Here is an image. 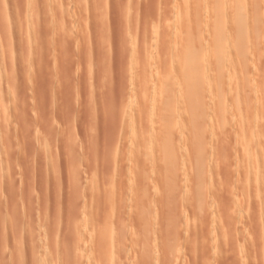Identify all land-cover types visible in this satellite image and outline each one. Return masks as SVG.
Listing matches in <instances>:
<instances>
[{"label": "rangeland", "instance_id": "rangeland-1", "mask_svg": "<svg viewBox=\"0 0 264 264\" xmlns=\"http://www.w3.org/2000/svg\"><path fill=\"white\" fill-rule=\"evenodd\" d=\"M228 1H223L227 9L232 4ZM243 1L249 10L256 7L261 12L258 24L262 31L247 38L246 56L223 46L227 55L222 70L226 79L223 98L231 100V93L236 92L249 105V112L235 114L229 105L226 115L232 123L228 130L218 122L223 112L217 115L214 108L208 110L215 103L213 96H207L206 124L199 128L197 137L192 133L200 145L196 151L192 138L188 139L194 130L190 124L193 114L187 113V103L177 97L170 111L175 109L176 113L168 114L169 120L164 121L169 123L171 118L168 128L173 133L165 147L167 151L174 149L165 157L161 148L138 150L130 127L133 114L143 103L146 107L161 104L157 99L151 101L154 75L141 74L148 66L146 61H154L151 68L161 64L160 72L178 66L179 53L174 48L183 35L178 18L181 0H0V264H241L243 260L246 264H264L262 136L243 146L253 147L259 156L260 182L255 184L253 176H246L249 178H241V184L234 178L228 181L227 176V164L235 167L240 161L232 150L233 119L239 121L241 130L249 126L264 131V0ZM202 2L190 6L215 5L214 0ZM251 17L248 23L227 24L223 34L249 24ZM190 26L195 40L205 39L196 45L197 50L211 59L213 50L206 37L209 25L201 21ZM137 49L142 53L139 50L135 57ZM236 74L238 78H233ZM209 75L208 79V74L206 78L197 76L210 86L206 90L216 82L215 75ZM240 77L243 82L237 80ZM181 83L175 84L176 91L182 89ZM128 99H133L132 104ZM146 121L143 116L135 119L139 127L143 123V133L150 128ZM163 130L154 127L156 134ZM201 184L208 185H202L206 194L202 198L198 193L201 188L197 191ZM250 186L261 192L254 195L248 190L247 196ZM115 188L120 196L118 192L117 196L111 194ZM244 191L247 211L233 217V204L242 199ZM145 193L148 205L140 201ZM137 203L141 204L140 211ZM142 210L146 213L140 217Z\"/></svg>", "mask_w": 264, "mask_h": 264}, {"label": "bare ground", "instance_id": "bare-ground-1", "mask_svg": "<svg viewBox=\"0 0 264 264\" xmlns=\"http://www.w3.org/2000/svg\"><path fill=\"white\" fill-rule=\"evenodd\" d=\"M167 0H165V2H166ZM182 1V5H181V13H180V17H178V18H180V24L182 25V27H183V35H181L180 36V40H179V42L177 41V46L176 45H174V46H176L175 48H174V51H178V53H179V55H177L178 57H177V63H178V66H176V70H175V68L172 70V71H164V72H160V70H159V68H161V64L159 65H156L155 66V63H154V66L156 67H154V68H151L150 67V65H152L153 66V62L154 61H152L151 60V64L149 63L150 61H146L147 62V64H148V66H147V64H145V66H144V68L147 66V67H149V70H150V75H149V73H148V69H147V67L145 68V69H147L148 71L146 72V70L144 69L142 72H141V74L143 75V76H146L147 74H148V76H150L151 77V75L153 76V77H151V79H152V89H151V91H152V96H151V101H155L156 99L157 100H159L160 101V103L161 104H159L158 106H156L155 107V104L153 105V107H146V105L147 104H142V107L141 106H139V108H137V110H136V115H135V113H134V111L132 112V113H134L132 116L134 117V122L133 123H136V125H137V127H138V129H137V127L135 126H132V122L131 121H133L132 119H129V120H131L130 122L132 123H130L131 124V129H130V131L132 130V133L133 134H131V135H133V137H131V138H133V140H134V142H133V144H136V146H138V150H142V152L144 151H151V150H153V148H157V149H160L161 148V150L162 149H164V150H162L163 151V153H164V151H165V153L163 154V156L165 155V154H167V153H169L170 151H173L172 149H169V147H168V151H167V149H166V147H165V143H166V141H167V139L169 138L170 139V137H172V135H173V133H172V130H170L168 127L170 126L169 124H170V121H171V118H170V121H169V123L167 122V123H164V121L165 120H167L168 118H166V117H168L169 115L168 114H173V112H174V110L172 109V112L170 113V111H171V107L173 106V104H175L176 102H175V100H176V98L178 97V99L180 98V100L182 99L183 100V103L185 104V103H187V105H186V108L188 109V112H187V109H185L186 110V112L187 113H191V114H189V115H191L192 116V114H193V116H192V118L191 117H189V118H191V119H193V122L192 123H190V124H192V128L191 129H194L193 131L191 130V132H190V135H192V137L190 136L188 139L190 140L191 138V142H192V144L195 146V147H197V149L198 150H196V151H200V145L197 143V138H195V137H197L198 135V133L197 132H199L198 130H200L201 129V126H203V125H205L206 124V122H204V118H206V116L204 115V114H206L207 113V110H206V105L207 104H205L204 102V100L206 99V97L208 96V98L210 97V96H213V98L215 99V102H214V99H213V103L212 104H214L215 105V107H213V105H212V109H210L209 107V109L208 110H213V108H214V110H215V112H216V114L218 115V113L219 114H221L222 112H223V121L221 122V121H218V122H220V123H222L223 124V126L226 128L228 125H229V123H232V121L230 122L229 121V119H230V117L228 118V109L230 108L229 107V105L231 106L232 105V108H231V110H233L234 111V113L236 112V111H242V112H246L247 110V108H248V106L246 105V101L244 102V101H242L241 99H242V97L241 96H238L237 95V93L236 92H233V93H231V94H234V97H233V95L231 96V97H233V99L230 97V99L231 100H228V98L226 97V98H223L224 97V95H223V85L225 84H223V81H224V79H223V75H222V70H223V63L226 61L225 60V57L227 56H224V52L223 51H225L224 49H225V47L226 46H228L229 48L230 47H232V53H233V51L236 53V55H245L246 56V54L248 55V51H249V46L246 44V42H248V41H246V40H248L247 38L248 37H250V36H252V33L254 34L253 36H258V35H260V33H261V31H262V29H261V27H260V24H258V22H259V18H261L262 16H261V12L259 11V9L258 8H256V7H254L253 8V10L251 11V10H249V8H248V5L247 4H245V2L243 1V0H232V4L230 3V5H231V7L229 8V9H227V8H225L224 6H223V1L224 0H214V2H215V5L213 6H211V8H206V7H203V6H195V7H191L190 6V4L191 3H195V2H202L203 0H181ZM209 1V0H208ZM228 1V0H227ZM43 2H44V0H43ZM229 2V1H228ZM227 2V3H228ZM203 3V2H202ZM205 3V2H204ZM200 4V3H199ZM207 4H208V2H207ZM191 5H193V4H191ZM205 5V4H204ZM96 8V7H95ZM67 9V8H66ZM68 11V10H67ZM66 13V12H65ZM66 15V14H65ZM67 16V15H66ZM253 17V19H251V21H250V23L249 24H246V23H248V19L250 18V17ZM177 17V16H176ZM251 17V18H252ZM57 18V17H56ZM250 20V19H249ZM253 20V21H252ZM178 21V22H179ZM201 21H203V22H205L206 24H208L209 25V29H207V31H206V34H207V39H208V42H209V45H210V47H211V49L213 50V54H212V56H211V59H210V57L209 58H204V57H202V55H201V53L197 50V48H196V45L197 44H201V43H203V41L205 40V39H202V38H200V39H197V40H195L196 38L194 37L195 35L193 34V32H192V28H191V24H193V25H197V23H199V22H201ZM246 22L245 23V25H243L242 27H239V28H231L230 30H229V32H227L226 33V35H224L223 34V30L224 29H226L225 27H227V24H229L231 27H232V24H233V26L234 25H236L237 23L238 24H240V23H242V22ZM252 22V23H251ZM134 23V22H133ZM179 24V23H178ZM237 24V25H238ZM98 25V24H97ZM153 26V25H152ZM179 27V26H178ZM182 29V28H181ZM181 29H179V31H181ZM178 31V32H179ZM251 31V32H250ZM182 32V31H181ZM200 33H203V32H200ZM248 33H250L249 34V36H248ZM182 34V33H181ZM97 35V34H96ZM185 35V36H184ZM184 36V37H183ZM224 36V37H223ZM227 36V38H229V40L228 41H230V42H228L227 43V45L226 44H224L225 42H223V41H226V39H225V37ZM179 37V36H178ZM177 37V38H178ZM183 37V38H182ZM97 38V37H96ZM223 38H224V40H223ZM164 39V38H163ZM166 39V38H165ZM97 40V39H96ZM207 41V40H206ZM129 43V42H128ZM231 45V46H230ZM223 46H225L224 48H223ZM82 47V46H81ZM85 47V46H84ZM93 47V46H92ZM129 47V46H128ZM140 48V47H139ZM169 49V48H168ZM227 49V48H226ZM138 51L140 50V49H137ZM141 51V50H140ZM140 51L139 52H133L134 53V55H135V57H137V54L139 53V55H140ZM169 52L171 51V50H168ZM251 51V50H250ZM141 53H142V51H141ZM225 53H227V52H225ZM251 54V53H250ZM138 55V56H139ZM238 56H236V57H238ZM229 57V56H228ZM242 57H244V56H242ZM232 58H234L233 57V55H232ZM151 59V58H150ZM242 59V58H241ZM139 60H140V58H139ZM138 60V61H139ZM146 60V59H145ZM157 60H158V58H157ZM160 60V59H159ZM164 60V59H163ZM234 60H236V59H234ZM158 62V61H157ZM156 62V63H157ZM168 62H169V60H168ZM239 62V61H238ZM167 64V63H166ZM140 66V65H139ZM165 67V66H164ZM133 68V67H132ZM153 69H155L154 70V72H153ZM225 70V69H224ZM240 70V69H239ZM152 71V72H151ZM163 71V70H162ZM241 71V70H240ZM243 71V70H242ZM137 72H138V69H137ZM208 72V73H207ZM232 72V71H231ZM238 72V71H237ZM147 73V74H146ZM151 73H154V74H151ZM209 73L210 74H212V76L213 75H215V78H216V82L214 83V85H213V88H210V89H208V90H206L207 88H209L210 86H205V84L204 83H202L200 80H199V78L197 77V76H200V75H202L203 76V78H204V75H205V78H206V74H208V76H207V79L210 77V75H209ZM239 73V72H238ZM225 74V73H224ZM241 74V73H240ZM138 75V74H137ZM238 75L239 74H236V75H234L233 76V78H235V76H237V78H238ZM142 76V77H143ZM177 76H178V78L181 80V81H183V83H181V81L177 78ZM138 77V76H137ZM140 77V76H139ZM147 77V76H146ZM145 77V78H146ZM242 77V76H241ZM240 77V78H241ZM179 80H177V79ZM226 78H227V76H226ZM245 78H247V76L244 74L243 75V79H245ZM150 79V80H151ZM229 79V78H228ZM227 79V82L228 81H230V80H228ZM249 79V78H248ZM254 79V78H253ZM177 80V81H176ZM202 80V79H201ZM231 80H233V79H231ZM237 80H241L242 81V78L241 79H237ZM245 80H247V79H245ZM225 81H226V79H225ZM224 81V82H225ZM244 81V80H243ZM242 81V82H243ZM249 80H247L246 82H248ZM251 81V80H250ZM177 82H179V83H181V85L183 84V87L181 86V88L182 89H180V87L178 88V91H176V87H174L175 86V84H177ZM204 82V81H203ZM245 82V83H246ZM187 85V86H185V84ZM228 83H231V82H228ZM233 83H235L234 81H233ZM237 83V82H236ZM146 84V83H145ZM240 84V86H241V83H239ZM243 84V83H242ZM248 85V84H247ZM246 85V86H247ZM233 86V85H232ZM174 87V88H173ZM211 87H212V85H211ZM231 87V86H230ZM242 87H243V85H242ZM245 87V86H244ZM234 88H235V86H234ZM237 88V87H236ZM130 89V88H129ZM167 89H169L170 91H168ZM243 89V88H242ZM226 90V89H225ZM228 90V89H227ZM231 90V89H230ZM237 90V89H236ZM142 91V90H141ZM133 92V91H132ZM167 92H171V95L170 96H168V93ZM232 92V91H231ZM241 93V92H240ZM239 93V94H240ZM144 94V96L146 95V92H142V95ZM150 94V95H151ZM210 94V95H209ZM214 94V95H213ZM254 94V93H253ZM135 95V94H134ZM133 95V96H134ZM138 95V94H137ZM137 95H136V97H137ZM242 95V94H241ZM120 96V95H119ZM140 96V95H139ZM131 95H130V99H131ZM239 97H241V99L239 98ZM259 97V96H258ZM133 98V97H132ZM139 98V97H138ZM148 98V96H146L144 99H147ZM210 98H212V97H210ZM135 99V98H134ZM140 99V98H139ZM138 99V100H139ZM246 99V98H245ZM127 100V99H126ZM129 100V99H128ZM133 100V99H132ZM132 100H129L130 101V104H132L131 103V101ZM136 100H137V98H136ZM137 100V103H140L139 101ZM142 100V99H141ZM156 100V101H157ZM181 100V101H182ZM247 100V99H246ZM155 101V102H156ZM229 101H231L230 103H229ZM135 102V101H134ZM178 102V101H177ZM114 104H115V102H114ZM136 104V103H135ZM181 104V103H180ZM251 105V104H250ZM260 105H263V104H260ZM144 106V107H143ZM190 106V107H189ZM209 106V105H208ZM169 107H170V109H169ZM242 107H243V109H242ZM261 107V106H260ZM173 108V107H172ZM234 108V109H233ZM262 108V107H261ZM261 108H259V109H261ZM250 109V108H249ZM230 110V111H231ZM189 111H191V112H189ZM232 111V112H233ZM263 111V110H262ZM178 112V111H177ZM184 113H186L185 111H183ZM209 112V111H208ZM215 112H214V115H215ZM249 112V111H248ZM248 112H246V113H248ZM174 113H176V111L174 112ZM179 113V112H178ZM212 113H213V111H212ZM211 113V114H212ZM231 113V112H230ZM233 113V115H235ZM126 114V113H125ZM208 114L209 113H207L206 115L208 116ZM228 116H227V115ZM243 114V113H242ZM250 114V113H249ZM248 114V115H249ZM262 114V113H261ZM174 115V114H173ZM245 115V114H244ZM247 115V116H248ZM135 116L137 117V118H135ZM142 116L143 117H146V119H148V123H147V121H146V124L148 125V127L150 126V128L148 129L149 131L147 132V133H143L142 132V130H144V129H142V128H144L142 125H143V123H142V125L139 127L138 126V124L140 125V123H138L137 124V122H135V119H139V118H141L142 119ZM188 116V115H187ZM205 116V117H204ZM230 116H232V113H231V115ZM262 116V115H261ZM125 117V116H124ZM148 117V118H147ZM170 117V116H169ZM235 117V116H234ZM245 118H246V116H244ZM190 119V121H192ZM241 119V118H240ZM242 119H244V118H242ZM125 120H127V119H125ZM169 120V119H168ZM264 120V119H263ZM137 121V120H136ZM140 121V120H139ZM206 121V120H205ZM233 121H235L234 123H235V125H233L234 127L236 126V128L234 129L235 130V132H234V135H232V136H235V141L232 143V144H234L233 145V148H232V150L233 151H235L234 153H235V159H238L239 157H240V161L238 162V164L234 167V166H232L231 165V167L229 166L228 167V164H227V168H228V177H229V179H228V181H231L233 178V180L235 181L236 180V182L238 183L239 181H240V179L241 178H243V177H245L246 179L247 178H249L250 176H253V178H254V183L256 184V183H259L260 182V180H258V179H261V174H262V169H261V167H260V165L258 166L257 165V163H258V161H259V156L258 155H256L255 154V151H254V148L252 147H250L249 149H245L244 147V145H247V144H250L251 142H253V141H256L257 140V138H259L260 137V139H263L264 138V134H261L262 132H264V131H261V128H259V127H257V129L256 128H252V127H250L249 128V126L247 127V130H241V127L239 126V121H237V119H233ZM242 121V120H241ZM245 121V120H244ZM243 121V122H244ZM253 121V120H252ZM143 122V121H142ZM166 122V121H165ZM237 122V123H236ZM118 123V122H117ZM125 123V122H124ZM242 123V122H241ZM128 124V123H127ZM167 124H168V126H167ZM243 124V123H242ZM253 124V123H252ZM134 125V124H133ZM156 125H158V126H160V128L161 129H164L163 131H160V132H158V134H156L155 133V131H154V127L156 128ZM254 125V124H253ZM128 125H126V127H127ZM145 127H146V125H144ZM200 126V127H199ZM217 126V125H216ZM242 126V125H241ZM244 126H245V123H244ZM124 127V126H123ZM147 127V128H148ZM191 127V126H190ZM198 127V128H197ZM229 127V126H228ZM231 127V126H230ZM233 127V128H234ZM119 128V127H118ZM200 128V129H199ZM122 129V128H121ZM157 129H159V128H157ZM196 129V130H195ZM221 129V128H220ZM224 129V128H223ZM226 129H230V128H226ZM226 129L224 130L225 132H226ZM258 129L260 130V132L258 131ZM189 130H190V128H189ZM257 130V131H256ZM262 130H264V129H262ZM127 132H129V131H127ZM174 132V131H173ZM232 132V131H231ZM194 134V136H193V134ZM228 133V132H227ZM258 133H260V134H258ZM131 135H129V136H131ZM260 135V136H259ZM188 136V135H187ZM261 136L263 137V138H261ZM184 137V136H183ZM228 137H230V136H228ZM230 138H232V137H230ZM168 139V140H169ZM179 139V138H178ZM183 139V138H182ZM199 139V138H198ZM260 139H258V141L260 140ZM130 140V139H129ZM186 140H187V138H186ZM182 141V140H181ZM130 142H131V140H130ZM180 142V141H179ZM186 142V141H185ZM188 142V141H187ZM210 142V141H209ZM183 143V142H182ZM181 143V144H182ZM204 143V142H203ZM211 143V142H210ZM209 143V144H210ZM231 143V142H230ZM247 143V144H246ZM132 144V145H133ZM207 144V143H206ZM263 144H264V142H263ZM184 145V144H183ZM187 145V144H186ZM178 146H179V144H178ZM181 146V145H180ZM185 146V145H184ZM183 146V147H184ZM207 146V145H206ZM244 146V147H243ZM133 147V146H132ZM164 147V148H163ZM190 147H191V143H190ZM124 148V147H123ZM174 148H176V147H174ZM179 148V147H178ZM192 148V147H191ZM263 148V147H262ZM126 149V148H125ZM145 149H147V150H145ZM206 149V148H205ZM225 149V148H224ZM202 150V149H201ZM136 151V150H135ZM176 151V150H175ZM179 151H180V149H179ZM207 151V150H206ZM132 152V151H131ZM130 152V153H131ZM159 152V151H158ZM202 154V153H201ZM218 154V153H217ZM228 154H230V153H228ZM132 155V154H131ZM161 155V154H160ZM167 155H165V157H166ZM169 156V155H168ZM195 156H196V154H195ZM200 157V156H199ZM228 157V156H227ZM232 157V156H231ZM234 158V157H233ZM228 159V158H227ZM229 160H231V159H229ZM240 162H243L242 163V166H241V164H240V166H239V163ZM126 163V162H125ZM125 163H124V165H125ZM245 163V164H244ZM260 164V163H259ZM118 168V167H117ZM106 169V168H105ZM139 169V168H138ZM137 169V170H138ZM142 170L144 169V168H141ZM46 171V170H45ZM117 171V170H116ZM110 172V171H109ZM142 172V171H141ZM132 173H134V172H132ZM138 173V172H137ZM136 173V174H137ZM144 173H146V171L144 172ZM121 174V173H120ZM226 174V173H225ZM46 175V174H45ZM107 175V174H106ZM264 175V174H263ZM120 176V175H119ZM123 176V175H122ZM136 176V175H135ZM144 176V175H143ZM246 176H249V177H246ZM108 177H109V175H108ZM137 177H138V174H137ZM258 177H260V178H258ZM110 178H111V176H110ZM141 178H143V177H141ZM145 178V177H144ZM231 178V179H230ZM258 178V179H257ZM47 179V178H46ZM136 179V178H135ZM134 179V180H135ZM138 179V178H137ZM250 179H251V177H250ZM243 180V179H242ZM241 180V181H242ZM138 181V180H137ZM224 181V180H223ZM226 181V180H225ZM233 181V182H234ZM245 181V180H244ZM251 181V180H250ZM259 181V182H258ZM263 181V180H262ZM113 182V181H112ZM136 182V181H135ZM204 181H202L201 183H203ZM232 182V181H231ZM235 182V183H236ZM249 182V181H248ZM247 182V184H249ZM119 183V182H118ZM138 183H140V182H138ZM225 183V182H224ZM239 183H243V182H239ZM245 183V182H244ZM252 183V182H251ZM262 183V182H261ZM231 184V183H230ZM241 184H237L238 186H240V188H243L242 187V185ZM128 185V184H127ZM136 185V184H135ZM138 185V184H137ZM202 185L203 184H201L200 185V187H198L197 188V191L199 190V188H201V190H199L198 191V193L200 192L201 194H199V197L201 196V195H206V194H204V191H205V189L203 188V187H207L206 185H203V187H202ZM224 185H226V184H224ZM227 185H228V183H227ZM235 185V184H234ZM246 185V184H245ZM245 185H243V186H245ZM251 185V184H250ZM260 185V184H259ZM115 186V185H114ZM125 186V185H124ZM230 186V185H229ZM115 187H117V184H116V186ZM120 187V186H119ZM125 187H127V186H125ZM133 187V186H132ZM247 187V186H246ZM253 187V186H252ZM251 186H250V188L249 189H247V191H246V194L249 192L248 190H250V192L253 190V194L254 193H259V192H261V191H259V189H253ZM258 187V186H257ZM146 188V187H145ZM149 188V187H148ZM208 188V187H207ZM224 188V187H223ZM230 188H231V186H230ZM235 188V187H234ZM264 188V187H263ZM123 189V188H122ZM126 189V188H125ZM130 189V188H129ZM128 189V190H129ZM227 189H229V188H227ZM237 189H239V188H237ZM236 189V190H237ZM243 189H245V187L243 188ZM109 190H111V189H109ZM109 190H108V192L107 193H109ZM113 191L111 192V194H113V195H116V192H118V191H115V190H117L116 188L115 189H112ZM120 190V192H121V188L119 189ZM140 190V189H139ZM202 190H204V191H202ZM233 190V189H232ZM240 190H242V189H239V191ZM127 191V190H126ZM147 190L145 189V192H146ZM231 191V190H230ZM234 191V190H233ZM115 192V193H114ZM132 192V191H131ZM130 192V193H131ZM143 192V191H142ZM160 192V191H159ZM207 192H208V189H207ZM206 192V193H207ZM236 192V191H235ZM249 192V193H250ZM1 193V192H0ZM105 193V192H104ZM137 193V192H136ZM147 193H150V192H147ZM203 193V194H202ZM244 193H245V191L244 192H242V194H241V198L242 199H239V201H237L236 203H232L233 204V211H232V213H231V215L233 216V217H238L239 218V216H241L243 213H245L246 211H247V206H248V203L243 199L244 198ZM249 193H248V195L247 196H249ZM31 194V193H30ZM120 193L118 192V195H119ZM125 194V193H124ZM123 194V195H124ZM239 194V193H238ZM12 195V194H11ZM105 195H106V193H105ZM108 195V194H107ZM141 195H143V193H141ZM208 195V194H207ZM234 195V194H233ZM255 195V194H254ZM109 196V195H108ZM112 196V195H111ZM111 196H109V197H111ZM117 196V195H116ZM120 196V195H119ZM124 196H126V195H124ZM240 196V195H239ZM246 196V197H247ZM260 196V195H259ZM145 197V200H143V198ZM149 197H150V195H149ZM198 197V196H197ZM205 197V196H204ZM252 197H253V195H251L250 196V198L252 199ZM94 198H95V195H94ZM105 198V197H104ZM112 198V197H111ZM114 198V197H113ZM121 198V197H120ZM135 198H137V197H135ZM140 198L142 199H140V201H141V203H142V201L145 203V204H147L148 205V203H146V202H148V201H146V200H148L149 198H148V196H147V194L145 193L144 194V196H143V198H142V196H140ZM201 198H202V196H201ZM248 199V201H250L251 199ZM260 198V197H259ZM69 199V198H68ZM106 199V198H105ZM107 199H109V201H110V198H108L107 197ZM119 199V198H118ZM200 199V198H199ZM114 201H112L111 203V205L113 206V204H114V202L116 201L115 199H113ZM123 200V199H122ZM122 200H121V202H122ZM28 201V200H27ZM105 201V200H104ZM146 201V202H145ZM3 202V201H2ZM36 202V201H35ZM68 202V201H67ZM152 202V201H151ZM200 202H202V201H200ZM199 202V203H200ZM78 203V202H77ZM106 203V202H105ZM123 203H125V202H123ZM134 203H135V201H134ZM199 203H197V205L199 204ZM205 203V202H204ZM136 204V203H135ZM145 204L143 205V206H145ZM264 204V203H263ZM103 205V204H102ZM121 205V204H120ZM120 205H119V207H120ZM123 205V204H122ZM141 204H139L138 205V203H137V206H140ZM199 205H201V203L199 204ZM73 206V205H72ZM107 206V205H106ZM125 206H127L128 207V204L126 205L125 204ZM132 206V205H131ZM136 206V205H135ZM202 206V205H201ZM232 206V205H231ZM258 206H260V205H258ZM74 207V206H73ZM87 207V206H86ZM102 207V206H101ZM117 207V206H116ZM115 207V208H116ZM134 207V206H133ZM185 207V206H184ZM199 207V206H198ZM261 207V206H260ZM111 208V207H110ZM114 208V210H116ZM137 209H138V207H136ZM136 208H133V209H136ZM144 207H142V209H143ZM145 208H146V206H145ZM201 208V207H200ZM27 209V208H26ZM73 209V208H72ZM123 209L124 208H122V209H120V210H122L123 211ZM129 209V208H128ZM140 209H141V206H140V208H139V211H140ZM162 209V208H161ZM261 209V208H260ZM259 209V210H260ZM94 210V209H93ZM101 210V209H100ZM258 210V211H259ZM91 211H92V209H91ZM118 211V210H117ZM125 211V210H124ZM123 211V212H124ZM144 211H146L145 209H144ZM163 211V210H162ZM29 212V211H28ZM111 212V211H110ZM142 212H143V210H142ZM150 212H152L151 210H150ZM158 212V211H157ZM167 212V211H166ZM259 212H261V211H259ZM258 212V213H259ZM69 213H70V211H69ZM72 213H75L74 211L72 212ZM71 213V214H72ZM92 213H93V211H92ZM100 213V212H99ZM127 213V212H126ZM144 213H146V212H143V213H141L140 212V215H138V216H140V217H142V215L144 214ZM163 213V212H162ZM256 213H257V211H256ZM28 214V213H27ZM88 214V213H87ZM110 214V213H109ZM136 214V213H135ZM138 214H139V212H138ZM149 214V213H148ZM160 214H161V212H160ZM260 214V213H259ZM103 215V214H102ZM114 215H115V213H114ZM258 215V214H257ZM6 216V215H5ZM84 216V215H83ZM96 216V215H95ZM100 216H101V214H100ZM113 216V215H112ZM118 216V215H117ZM119 216H120V213H119ZM123 216V215H122ZM3 217V216H2ZM37 217V216H36ZM114 217V216H113ZM109 218V217H108ZM112 218V217H111ZM124 218V217H123ZM40 219H42V217L40 218ZM58 219V218H57ZM97 219V218H96ZM110 219V218H109ZM149 219V218H148ZM152 219H153V217H152ZM83 220H85V219H83ZM91 220V219H90ZM95 220V219H94ZM106 220H107V218H106ZM105 220V221H106ZM142 220V219H141ZM235 220H237V219H235ZM89 221V220H88ZM102 221V220H101ZM120 221V220H119ZM122 221V220H121ZM121 221H120V223H121ZM241 221V220H240ZM91 222V221H90ZM109 222V221H108ZM107 222V223H108ZM152 222H154V220H152ZM222 222V221H221ZM232 222V221H231ZM260 222V221H259ZM258 222V223H259ZM101 223V222H100ZM110 223V222H109ZM116 223V222H115ZM115 223L113 224V225H115ZM201 223V222H200ZM98 224V223H97ZM96 225V224H95ZM108 225V224H107ZM110 225V224H109ZM148 225H149V222H148ZM224 225V224H223ZM258 225V224H257ZM79 226V225H78ZM100 226V225H99ZM120 226V225H119ZM228 226V225H227ZM261 226V225H260ZM114 227V226H113ZM146 227H148V226H146ZM145 227V228H146ZM96 228V227H95ZM144 228V229H145ZM242 228V227H241ZM101 229V228H100ZM124 229H126V228H124ZM260 229V228H259ZM77 230V229H76ZM90 231V230H89ZM89 231H88V233H89ZM108 231H109V229H108ZM114 231V230H113ZM70 233L72 232V231H69ZM78 232V231H77ZM76 232V233H77ZM87 232V231H86ZM260 232V231H259ZM119 233V232H118ZM91 234V233H90ZM89 234V235H90ZM140 234V233H139ZM96 235V234H95ZM143 235V234H142ZM74 236V235H73ZM73 236H71L72 238H74ZM138 236V235H137ZM148 236V235H147ZM70 237V238H71ZM78 237V236H77ZM82 237V236H81ZM93 237V236H92ZM139 237V236H138ZM141 237V236H140ZM139 237V238H140ZM87 238V237H86ZM118 238V237H117ZM79 239V238H78ZM84 239V238H83ZM116 239V238H115ZM79 241V240H78ZM97 241V240H96ZM101 241V240H100ZM123 241V240H122ZM61 243V242H60ZM155 243V242H154ZM49 244H52V243H49ZM99 244V243H98ZM56 245H57V243H56ZM153 245V244H152ZM50 246V245H49ZM170 246V245H169ZM93 247H94V245H93ZM154 247V246H153ZM47 248V247H46ZM49 248V247H48ZM47 248V251L49 250ZM118 248H119V246H118ZM95 249V248H94ZM101 249V248H100ZM120 249H122V248H120ZM120 249H119V251H120ZM156 249V248H155ZM91 250H93V248H91ZM46 251V252H47ZM50 251V250H49ZM86 252V251H85ZM42 253H44V251L42 252ZM141 253V252H140ZM144 253V252H143ZM4 254V253H3ZM40 255V254H39ZM79 255V254H78ZM42 256V255H41ZM74 256H76V255H74ZM50 257V256H49ZM164 257V256H163ZM195 257V256H194ZM39 259V258H38ZM53 259V258H52ZM152 259V258H151ZM154 259V258H153ZM207 259V258H206ZM163 260H165V259H163ZM51 261V260H50ZM49 261V262H50ZM54 261V260H53ZM52 261V262H53ZM60 263V262H59ZM101 263V262H100ZM65 264V263H64ZM153 264V263H152ZM156 264H158V263H156ZM193 264V263H192ZM202 264V263H201ZM241 264H246V262L243 260V262L241 263Z\"/></svg>", "mask_w": 264, "mask_h": 264}]
</instances>
